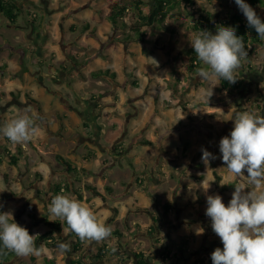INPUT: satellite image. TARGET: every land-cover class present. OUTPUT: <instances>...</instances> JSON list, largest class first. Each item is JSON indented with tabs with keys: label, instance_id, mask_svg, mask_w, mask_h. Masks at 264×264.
Segmentation results:
<instances>
[{
	"label": "rangeland",
	"instance_id": "rangeland-1",
	"mask_svg": "<svg viewBox=\"0 0 264 264\" xmlns=\"http://www.w3.org/2000/svg\"><path fill=\"white\" fill-rule=\"evenodd\" d=\"M134 1L136 0H17L23 10L17 17V25L10 23L0 12V47L4 43H10L17 51H22L26 45L28 52L20 57L16 68L11 66L10 72L4 75L5 81H16L12 89L21 99L27 100V104L24 106L27 109L31 105L27 96L30 91H38L39 93H35V95L38 100H41L40 91L52 85L50 79L41 78L40 80L37 78L34 73L36 68L39 71H50L54 66L61 71L54 79L56 84L54 87H59L58 89L64 92L68 90V94H65L71 103H74L73 97H76L77 92H85L89 95H95L97 99H105L104 101H107L108 105L112 103L113 107L105 108L107 112L104 114V120H106L104 132L98 140H95V145L98 148H105L111 141L117 139L119 132L122 131L120 129L123 128L127 119H130L129 115H133L130 123H134V126L129 129L132 132L129 138L131 140L135 132L139 131L137 128L144 124L142 122L146 121L149 114L158 118V121L155 122L156 125L161 123L166 125L167 123V130L161 136V139L167 137L165 147L171 157L167 161L165 172L168 175L166 189L169 191L179 189L177 183L180 179L181 183L183 182L182 186H185V196H182L185 200L184 206L193 209L195 213L190 214L193 215V219H200L199 212L204 217L206 215L205 210H201L202 208L198 205L206 201L208 195L221 196L222 202L227 206L235 189L223 193L220 190L222 184L234 183L236 186L245 182L243 177L237 179L232 174L229 177L226 175L228 171L222 162L219 142L221 138L228 136L233 129L232 118L235 111H249L253 115L264 117V58L258 55V49L264 45L254 46L252 49L255 53L251 56V60L244 62L246 66L239 69L238 77L245 79L242 89L238 92H232L229 89L222 90L220 82L213 88V95L207 103L198 99L197 93L200 88L212 85L199 80L196 73H190L186 70L189 61L185 58V54L191 49L189 40L192 33L196 32L192 25L200 18V14L210 13L219 19L228 9V1L195 0V4L191 8L178 5L163 24V27H168L173 32L161 28L158 23L157 25L145 26L146 39L144 42L126 40L127 35H134L129 30L130 26L135 23L134 15L137 9L132 5ZM142 1L145 2L142 10L147 13L152 0ZM112 4L128 6L126 16L122 18L123 23H120V27L113 25L106 19V11ZM255 12L256 14L259 13L257 10ZM101 14L103 16H100ZM29 22H34L35 28L43 25L50 34L49 43L40 52L37 51L35 55H33V51L31 54L32 46L29 37L26 38ZM85 24H90V29L94 28L96 34L90 35L89 31L84 32ZM3 50L0 49V52L2 53ZM71 56L75 58L77 65H73ZM14 61L16 60L14 59ZM31 61L37 62V64L32 66ZM1 67L0 74L2 73ZM24 67L28 70L26 75L22 74ZM107 68L116 74L113 81L102 77L93 78L90 75L92 70ZM52 72L55 71L52 70ZM13 73L18 75L13 78ZM19 73L22 74L21 77ZM5 81L0 78V84H4ZM136 90L139 92L138 95L134 92ZM64 92H61L62 97L65 95ZM47 96L50 97L51 94ZM50 98L60 104L59 97ZM129 99L133 100L129 102ZM139 100L142 102L141 104H137ZM157 105H161L160 110ZM2 108L1 106L0 110ZM65 108L62 109L61 107L60 109L66 111L67 108L66 110ZM31 109L35 112L34 108ZM218 109H221L222 112ZM5 114H8L7 109L0 112L2 126L6 122ZM26 114L35 119L32 111H28ZM45 116V120L52 119V122L48 120L47 123H50V128H53L56 125L55 116L52 115L49 118L47 115ZM58 116L62 120L61 115L58 114ZM43 120L40 118L36 121V131L26 144L14 146V143L8 141L7 138L0 137V212L11 211L14 219L19 214L20 219L19 221L15 220V222L30 231V235L48 230L43 219L45 216L51 219L48 212V205L52 200L51 190L48 189L50 182L52 185V182L64 183L68 182L69 179L64 172V165L57 160L56 155H61L70 163L80 161L78 158L72 161L70 144H66L59 137H51L52 133L46 131ZM187 122L190 124L186 125ZM184 123H186L185 126ZM113 125L118 126L116 131L113 129ZM186 127L190 129L192 134L189 137H186L187 134L182 131ZM79 129L80 132L83 131L82 126H79ZM199 133L205 134L202 142L197 138ZM106 134L108 135L107 138ZM186 138L191 141L186 142ZM12 146L14 147L12 155L17 157L16 165L11 163L7 155L6 149L11 151ZM19 147L21 151L18 150ZM86 147L105 156L104 152L100 153V150L93 146L92 140L86 144ZM155 147L156 145H143L131 149L130 155L120 162L124 167L122 169L123 174L127 173L125 169H130V162H142L143 154L150 153ZM202 149L216 158L208 161L203 160ZM108 162L111 163V160ZM42 164L46 167L42 168ZM88 167L92 170L89 171L91 172V180L88 183L95 188L97 193L99 190L105 192L103 187L97 186L99 178L92 174V172L101 173L99 169L95 170L96 161H92ZM191 167L193 168V177H190L188 172L184 173L186 170L189 171ZM177 168L180 169L178 175L174 172ZM15 169L18 172L13 174ZM26 171L28 174L19 176L18 173ZM35 173L37 175L34 176ZM84 173L82 174L84 175ZM197 173H202L200 181L195 179ZM54 174L57 175L56 178ZM244 175L247 176L246 172ZM185 177L187 178L186 183L184 182ZM223 177L224 180H222ZM191 178L195 180L190 182ZM190 184L193 185L190 186ZM77 185L79 191H84L86 197L97 199L94 197V192L87 191L82 182L77 183ZM137 187L140 188L141 185L138 184ZM63 194L75 196L78 199L74 192H64ZM105 194L107 196L104 199L97 200L103 203L106 201L108 206L120 201V196L112 197L108 192ZM193 195L195 198H191ZM82 202L88 206L87 202ZM31 214L34 215L33 218L30 216ZM39 219L40 221L36 223ZM208 230L212 231L211 224L208 226ZM66 233L69 232L66 231ZM209 233L212 236L208 242L209 246L205 249L203 245L201 250L198 247L197 250L200 251L198 255L190 254L189 257L193 258L191 264H194L195 260L201 261L202 264H212L211 253L219 248L217 243H221V241L214 232ZM53 238L56 241L55 244L46 246L52 251L36 258L45 264L44 258L52 261L53 256L58 255L59 260L62 259V262L59 261L58 263L66 264L65 255L59 254L55 249L60 243H68V236L65 234L61 239H58L55 234ZM18 262L19 264L32 263L30 256L19 257ZM181 264L188 263L184 260Z\"/></svg>",
	"mask_w": 264,
	"mask_h": 264
},
{
	"label": "crops",
	"instance_id": "crops-1",
	"mask_svg": "<svg viewBox=\"0 0 264 264\" xmlns=\"http://www.w3.org/2000/svg\"><path fill=\"white\" fill-rule=\"evenodd\" d=\"M15 25H17V23ZM144 27L142 28L143 31H145ZM32 36L33 34H28L29 42L30 40L34 39ZM4 45L0 47V49H4L2 53L0 52V65L4 66L2 67L4 69H2L0 78L3 81L6 80L4 75H7L10 72L11 66L16 68L20 57H22L23 54L25 55V53L27 54L28 52L26 45H24V49L22 51H17L14 46L10 45V43H4ZM31 46V54L33 51V55H35V53L37 51L40 52V50L43 49L46 44L36 51H34L32 44ZM14 59L16 61H14ZM72 63L73 65H77L75 62ZM31 64L32 66H35L37 62L31 61ZM52 70L55 72H52ZM22 71V74H28L27 68ZM50 71L52 74L49 71H39V69L36 68L34 72L35 75H37V78L40 80L41 78L49 80V76L51 75V79L53 81L51 86L45 87L44 90L40 91L41 100L36 98L35 93H39L38 91H30V94H27V96L37 102V105L34 104L33 106L34 109H36L35 112L38 111L37 107L40 109L37 114L42 116L44 119L43 125L45 126L46 131H51V137H59L66 144H70L72 151V161L75 158L80 160L78 163H70L68 161L76 169V171L74 170L70 173L68 167H65L64 172L69 178L68 182L72 183L71 185H73V187L78 190L79 187L77 183L79 182H82L84 187H86V185H90L88 181L91 180V172H89L91 169H89L88 165L92 161H96L95 170L99 169L101 172H92L95 177L99 178L97 186L103 187L105 192H108L112 197L120 196L119 202L112 206H108L106 205V201L103 203L97 200L100 198L104 199L107 196L105 192L99 190L98 194L94 193V197L97 198L94 200L93 198L89 199V197H86L84 195V191H79V193L83 196L82 199L79 200L81 202H87L88 206L95 213L98 221L104 222L106 225H110L113 229V232L112 236L102 243L88 244L82 242L83 244L81 252L74 251L73 255H70L69 253H67L68 256L65 255L66 264H76V259L81 256V253V257L83 258L85 264H92V258L99 250L109 248H113L115 251L112 250L110 253H108V255L104 258L103 264H136V254L142 255L147 264H181L184 260L187 261L188 264H191L193 262V258L189 257L190 254L197 251L198 247L199 250H201L203 249V245L205 246V249L209 246L208 242L212 237L210 236L209 232L213 233L212 231L208 230L211 220L207 216H202L201 212L198 214L200 219L192 218L193 215L190 214H194L195 212H193L192 208L184 206L185 200L182 196H185V186H182L183 182L181 183L180 179V182L178 181L177 183V185H179V189H173L172 191L166 189V178L168 175L165 172L168 163L167 161H169L171 157L169 156V153L165 147V141L167 137L161 139V136L164 134L165 130H167V123L166 125L163 123L156 125L155 122L158 121V118L153 116V114H149L146 121L142 122L144 124L137 128L139 131L135 132V135L131 140L129 138L131 137L132 132H130L129 129L134 126V123H130L131 116L133 115H129L128 117H130V119H127L123 125V128L120 129L122 131L119 130L121 133L119 132V135L115 141L113 140L111 143L108 141L110 144L105 148H98L95 145V147L100 150V153L104 152L106 154L107 151L108 155L106 154L104 156L102 154L95 153L90 148L86 147L85 141H91V138L95 133L101 136V134L104 132V123H106V120H104V114L107 112L105 108L113 107V104L111 103L108 105V102L104 101L105 99H97L95 95H89L85 92H77L76 97H73L74 103H71L65 94H68V90H65L64 92L61 89H58L59 87H54L56 85L54 79H56L57 75L60 74L61 71L54 66ZM22 74L19 73V76L21 77ZM16 75L18 74L13 73L12 77L14 78ZM5 83L0 84V107L2 106L5 108V110L7 109L8 114H5L6 118L4 117L7 122L16 116L15 108H21V104L22 106H25L27 104V100L21 99L19 96H17V94L14 93L12 86L15 85L16 81H5ZM61 92H64V97H62ZM134 92L136 95L139 93L137 90ZM11 93H14V96H12ZM48 94H51L50 97H59L60 104L54 101V99L48 97ZM132 100L133 99H129L128 101L130 102ZM170 102L173 101L170 100ZM141 103L142 102L140 100L137 102V104ZM61 107L62 109L63 107H66L67 110L65 108L66 111H63L60 109ZM68 107L73 108V110L71 111V109ZM31 108L32 107H30V109ZM157 108L160 110L161 105H157ZM51 113L53 116H55L54 119L56 120V125L53 128H50V123H47L48 120L52 122V119L49 118V116H52ZM58 114L61 115L62 120L59 119ZM45 115L48 116V120H45ZM159 118L161 119V116ZM138 124L140 123L138 122ZM185 124L186 123H184V126ZM189 124L187 122L186 125ZM79 126L83 127V131L80 132ZM112 127L116 131L118 126L116 127L113 125ZM202 130L204 129L202 128ZM182 131L183 133L187 134L185 135L186 137L192 135L190 129H187V127ZM64 135H66V138H64ZM198 136L199 137L197 138H199L200 142H202L205 134L199 133ZM107 137L108 135L106 134V138ZM145 140L151 143L146 146L156 145V147L151 150L150 153L143 154L142 162H130V169H125L127 173L123 174L122 169L124 167L123 164L120 163L121 160L130 155L131 149L135 148L136 146H143L141 143ZM188 141L191 140L186 138V142ZM13 145L16 146V144ZM6 150L7 153L12 155L14 147L12 146L11 151L8 148ZM110 160L111 163L108 162ZM17 166L19 168V164ZM192 169L193 168L191 167L189 171L186 170L184 173L188 172L187 174H189L191 177L193 175ZM178 170L180 169L177 168L174 171L176 175H178ZM17 172L18 171L15 169L13 174H16ZM83 172H85L84 175L82 174ZM18 174L19 176H24V174H28V172L26 171ZM117 174H119V176H116ZM201 174L202 173L196 174L197 176L195 179L197 181L201 180ZM226 175L229 177L230 173L227 172ZM56 176L57 175L54 177L56 178ZM186 177L184 178L185 183L187 180ZM195 179L191 178L190 182H192L191 180L194 181ZM222 180H224V177ZM55 184L58 183L52 182L51 185L50 182V185H48V189L51 190V196L53 194L52 190L55 187ZM138 184L141 185L140 188L137 187ZM191 185L193 184H190V186ZM223 185L228 184H222V186ZM50 186L52 187L49 188ZM93 186L95 185L93 184ZM191 198H195V195H193ZM198 207L202 208L201 210H206V201H203L201 205H198ZM39 221L40 219L36 221V223ZM62 227L65 229L64 226ZM201 228L203 229V232L198 234V230ZM152 229L154 232L151 235L147 234ZM116 231H118L120 235H114L113 233ZM65 234L68 236V244L72 246L74 242H76V236L70 232ZM58 237L59 236H57V238ZM217 245L219 248H223L221 243H217ZM73 246L75 249L76 245ZM164 249H167L171 253L170 261L165 262L162 260V252ZM18 258L19 257L16 256L11 262L5 264H19ZM59 258L60 257L58 255L53 256L52 261L48 260L49 264H59ZM45 259L46 258L43 259L44 263L47 264ZM41 261L42 260L35 257L34 263L42 264ZM60 262H62V259Z\"/></svg>",
	"mask_w": 264,
	"mask_h": 264
},
{
	"label": "clouds",
	"instance_id": "clouds-1",
	"mask_svg": "<svg viewBox=\"0 0 264 264\" xmlns=\"http://www.w3.org/2000/svg\"><path fill=\"white\" fill-rule=\"evenodd\" d=\"M234 2L248 26L264 41V22L255 10L244 0ZM189 43L202 65L196 69V77L212 85L200 88L197 93L198 99L208 103L213 88L221 80L229 83L238 80L239 69L242 62L248 60V52L242 37L236 35L235 27L218 26L214 35L207 30L193 32ZM258 55L264 58V47L258 49ZM28 111L33 112L35 119L26 114ZM39 119L30 107L16 108V116L0 127V137L14 144H26L35 133ZM232 121L233 129L221 138L219 151L228 172L237 179L243 177L245 182L234 187L227 206L219 195L206 197L205 215L210 218L212 231L223 245L222 249L216 248L211 253V261L212 264H264V117L249 111H235ZM201 151L205 161L216 158L204 149ZM48 212L51 219L64 221L67 225L64 230L73 233L81 242L102 243L112 236V227L98 221L93 210L75 196L55 195ZM202 232V228L198 230V234ZM39 235H30L26 228L18 225L11 211L0 212V248L3 250L18 257H41L52 250L44 244L37 246ZM55 250L66 255L71 246L60 243Z\"/></svg>",
	"mask_w": 264,
	"mask_h": 264
},
{
	"label": "trees",
	"instance_id": "trees-1",
	"mask_svg": "<svg viewBox=\"0 0 264 264\" xmlns=\"http://www.w3.org/2000/svg\"><path fill=\"white\" fill-rule=\"evenodd\" d=\"M245 3L249 4L254 10L259 11L257 14L261 21L264 22V0H244ZM145 4L142 0H136L133 2L132 5L136 7V14L134 15L135 23H133L129 30L134 33V35H127L126 40H139L140 42H144L146 39V32L142 30L144 26H152L157 25V23L161 26V28L168 30L169 32H173L168 27H163L165 19L171 15V13L175 10V8L178 5H184L186 8H191L195 4V0H152L151 6L149 8V11L145 13L142 9V6ZM228 5L231 8L230 10L226 11L224 15H222L219 19L215 18L214 15L210 13H201L200 18L195 21V23L192 25V28L197 32L199 30H207L211 34H216V28L218 26H226V27H235L236 29V35L238 37H242L245 50L248 52V60H251V56L255 53L253 51V47L256 45L262 46L264 45V41H261L258 35L256 34L255 30L248 26L247 20L244 17L243 13L238 9L237 5L235 4L234 0H228ZM258 8V9H257ZM128 10V6H117L115 4L110 5V8L107 11L106 19L110 21L113 25L121 26L120 23H123L122 18L126 16ZM235 10V12H233ZM22 8L17 4L16 0H0V12L4 15V17L12 24H16V20L18 15L22 12ZM232 15V16H231ZM100 16H103L102 14ZM35 19V17H32ZM211 18V19H210ZM204 19V20H202ZM212 21V22H211ZM206 22V23H205ZM199 23V24H197ZM202 23V24H201ZM205 23V24H203ZM211 23V24H210ZM209 24V25H208ZM231 24V25H230ZM207 26V27H206ZM210 26V27H209ZM205 27V28H204ZM90 24H85L83 27V31H89L90 35H95L96 31L93 29H90ZM201 28V29H200ZM114 45V44H113ZM249 45V46H248ZM73 62L76 63L74 60V57H70ZM185 58L189 61V63L186 66V70L190 73H196V69L201 66L200 62L198 61L196 54L194 53L192 47L187 53L185 54ZM77 64V63H76ZM245 67L246 65L244 62H242L241 67ZM242 67V68H243ZM2 68V67H1ZM4 69V68H2ZM26 68L24 67L23 70ZM245 72V71H244ZM91 77L93 78H106L111 81L114 80L116 77L115 72L111 71L109 68L107 69H98L94 70L90 73ZM236 83H229L228 81L221 80V88L222 90H231L232 92H238L242 89L243 84L245 83V79L243 77L237 76ZM223 82V83H222ZM238 83V84H237ZM234 84V85H232ZM223 86V87H222ZM12 96H14V93H11ZM30 101L37 104V102L29 98ZM37 110L39 111L40 109ZM0 127H2V124L0 123ZM143 145H149L150 143L148 141H142ZM20 150V147L19 149ZM21 151V150H20ZM7 155L10 158V161L12 164H17V157L15 155H11L10 153H7ZM121 155V153H120ZM13 158V160H12ZM57 160H59L64 167H68L69 172L76 171L75 167H73L68 161H66L61 155H56ZM84 170V169H83ZM214 174L216 175L215 171ZM247 174V173H246ZM72 183L64 182V183H58L52 190V196L53 198L56 194H63L64 192H74L78 199H82L81 194L79 193L78 189H75ZM235 184L230 183L228 185H223L221 187V191L224 193L226 191H229L230 189H234ZM88 191L96 192L95 194H98L97 191H95V188L91 185H86L85 187ZM110 190V188H109ZM33 218V214L30 215ZM16 219L14 221H19L20 215L17 214ZM45 219H43L44 224L48 226V230L42 234L39 235V239H37L36 244L39 246L40 244H44L45 246L49 247L55 244L54 242V235L57 234L58 239H61L62 236L66 233L62 226L65 228L67 225L64 223V221L59 219H54L49 221L48 217L45 216ZM36 220V219H34ZM153 229L148 232L147 234L151 235L153 233ZM114 235L118 236L120 233L116 231L113 233ZM82 242L76 237V242H74L73 245H76L75 249L74 246H71V251L69 252L70 255H73V252H81L82 248ZM113 250V248L99 250L96 255L92 258V264H103L104 258ZM200 251H195L192 253V255H198ZM82 256V253L80 254ZM79 257L77 259L76 264H85L82 257ZM16 255L11 252H7L6 250H3L0 248V264L9 263L11 260L14 259ZM30 259L32 261V264H35V257L30 256ZM171 259V253L164 249L162 252V260L167 262ZM136 264H147L146 260L142 255H135ZM45 262L49 264V261L45 259ZM201 261L195 260L194 264H199Z\"/></svg>",
	"mask_w": 264,
	"mask_h": 264
},
{
	"label": "flooded vegetation",
	"instance_id": "flooded-vegetation-1",
	"mask_svg": "<svg viewBox=\"0 0 264 264\" xmlns=\"http://www.w3.org/2000/svg\"><path fill=\"white\" fill-rule=\"evenodd\" d=\"M231 8L228 7L227 11L230 10ZM29 26H27L28 29V32L26 34V38L28 37V34H33V40H30L31 44L33 45V48H34V51H36L37 49L39 48H42L45 44L49 43L50 41V34H49V31L47 29H44V26L43 25H39L38 28H35V25H34V22L31 23L29 22L28 23ZM40 67V66H39ZM53 67V66H52ZM52 69V68H51ZM50 69V70H51ZM48 72V71H47ZM51 73V71H49ZM52 74V73H51ZM49 79L52 81L51 79V75L49 76ZM69 87V86H68ZM52 90V89H50ZM31 104H35L34 102L31 101ZM37 105V104H36ZM21 108H24V106H20ZM29 107H32L34 108V106L32 105H29ZM69 109H71V111L73 110V108H70L68 107ZM5 108H2V110H0V112H4ZM36 110V109H35ZM38 112V111H37ZM37 114V113H36ZM40 118H42V116L38 115ZM96 133L93 135V137L91 138V140L93 141V146H95V140H96ZM85 143H89V141H85Z\"/></svg>",
	"mask_w": 264,
	"mask_h": 264
},
{
	"label": "bare ground",
	"instance_id": "bare-ground-1",
	"mask_svg": "<svg viewBox=\"0 0 264 264\" xmlns=\"http://www.w3.org/2000/svg\"><path fill=\"white\" fill-rule=\"evenodd\" d=\"M227 1H228V0H227ZM257 9H258V8H257ZM231 16H232V15H231ZM210 19H211V18H210ZM202 20H204V19H202ZM211 22H212V21H211ZM205 23H206V22H205ZM205 23H203V24H205ZM197 24H199V23H197ZM201 24H202V23H201ZM210 24H211V23H210ZM208 25H209V24H208ZM230 25H231V24H230ZM206 27H207V26H206ZM209 27H210V26H209ZM204 28H205V27H204ZM200 29H201V28H200ZM216 29H217V28H216ZM195 30H196V29H195ZM202 30H203V29H202ZM248 46H249V45H248ZM1 50H2V49H1ZM0 67H1V66H0ZM2 67H4V66H2ZM242 67H243V66H242ZM243 68H244V67H243ZM1 69H2V68H1ZM242 70H243V69H242ZM244 73H245V72H244ZM222 83H223V82H222ZM235 83H236V82H235ZM237 84H238V83H237ZM232 85H234V84H232ZM222 87H223V86H222ZM122 144H123V143H122ZM150 144H151V143H150ZM120 147H121V146H120ZM22 152H23V151H22ZM131 152H132V151H131ZM106 153H107V152H106ZM116 153H117V152H116ZM121 153H122V152H121ZM19 154H21V153H19ZM103 154H104V153H103ZM21 155H23V154H21ZM21 155H20V156H21ZM105 155H106V154H105ZM115 155H117V154H115ZM20 156H19V157H20ZM125 156H126V155H125ZM20 158H21V157H20ZM12 160H13V158H12ZM68 160H69V159H68ZM167 160H168V159H167ZM167 160H166V161H167ZM169 160H170V159H169ZM85 171H86V170H85ZM35 175H37V174L35 173L34 176H35ZM38 175H39V174H38ZM37 177H38V176H37ZM35 179H36V178H35ZM38 179H39V178H38ZM231 184H232V183H231ZM57 185H58V184H57ZM55 186H56V185H55ZM53 187H54V186H53ZM56 195H57V194H56ZM76 196H77V195H76ZM78 196H80V195H78ZM78 196H77V197H78ZM226 204H227V203H226ZM198 209H199V208H198ZM203 216H204V215H203ZM219 244H220V243H219Z\"/></svg>",
	"mask_w": 264,
	"mask_h": 264
},
{
	"label": "water",
	"instance_id": "water-1",
	"mask_svg": "<svg viewBox=\"0 0 264 264\" xmlns=\"http://www.w3.org/2000/svg\"><path fill=\"white\" fill-rule=\"evenodd\" d=\"M98 138H99V135H96V139L98 140Z\"/></svg>",
	"mask_w": 264,
	"mask_h": 264
}]
</instances>
